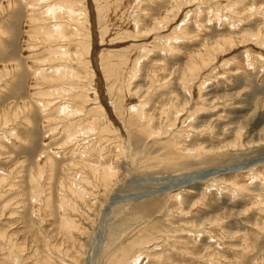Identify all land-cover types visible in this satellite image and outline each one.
<instances>
[{
	"label": "rangeland",
	"instance_id": "1",
	"mask_svg": "<svg viewBox=\"0 0 264 264\" xmlns=\"http://www.w3.org/2000/svg\"><path fill=\"white\" fill-rule=\"evenodd\" d=\"M0 264H264V0H0Z\"/></svg>",
	"mask_w": 264,
	"mask_h": 264
}]
</instances>
